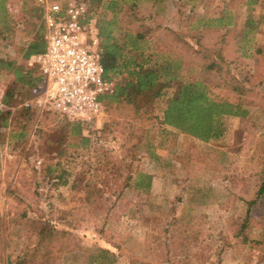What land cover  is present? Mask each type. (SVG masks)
I'll use <instances>...</instances> for the list:
<instances>
[{"label":"rangeland","instance_id":"rangeland-1","mask_svg":"<svg viewBox=\"0 0 264 264\" xmlns=\"http://www.w3.org/2000/svg\"><path fill=\"white\" fill-rule=\"evenodd\" d=\"M36 1L8 4L19 20L8 40L0 37V59L36 66L23 59L42 23L33 11ZM246 2L140 0L137 16L129 9L120 16L134 34L153 29L147 36L152 52L179 54L174 37L201 34L208 58L219 53L227 60L221 73H241L249 90L243 97L218 88L214 77L197 67L192 74L210 80L213 98L249 110L246 117H222L220 138L201 142L164 124L174 88L140 113L126 104L105 103L103 115L85 130L86 146L67 136L65 122L51 115L34 120L24 140L9 135L21 131L23 123L10 122V129L2 130L0 264H264V195L257 199L264 180V24L246 28ZM256 7L255 22L264 12ZM223 8L236 25L195 30ZM27 92L11 107L17 116L34 94ZM46 133L51 134L47 148L41 146ZM54 164H59L54 175L69 174L67 184L49 182L47 170ZM140 172L152 176L149 190L135 185ZM39 217L57 225L59 240L36 241L30 221Z\"/></svg>","mask_w":264,"mask_h":264},{"label":"trees","instance_id":"trees-1","mask_svg":"<svg viewBox=\"0 0 264 264\" xmlns=\"http://www.w3.org/2000/svg\"><path fill=\"white\" fill-rule=\"evenodd\" d=\"M85 1L95 10L94 13L97 17L105 78L115 84L114 93L105 96L104 103L108 105L126 104L133 107L136 113H140L141 109H153L156 101L174 88V93L163 111L164 124L175 127L201 142H209L223 135V128L220 123L222 117L249 116V110L244 108L242 103H234L225 98H213L210 91V80L192 76L194 69L197 67L196 70H200L199 73H203L204 76L214 77L218 88H230L232 93H236L240 97L249 92L248 88H245L246 82L240 72H238V76L231 74L229 71L225 74L221 73V64L227 63V60L219 53L217 58L215 57L213 60L208 58V54L205 53L207 45L203 43L201 34L185 38L174 37V44L180 45L179 51L182 53L172 55L157 51L152 52L147 36L153 29L138 31L137 34H134L128 29L125 30L124 24H122L123 20L120 18L127 9L134 11V16H137L140 0ZM246 1L244 4L248 10L245 25L248 30L252 31L259 24H264V12L256 14L258 17L257 22L253 20L256 6L264 9V0ZM10 2L11 0H0V37L4 39L9 38V35L13 33L16 21L19 20H15L14 15L8 9ZM36 2L37 4L35 3L34 6L37 7L33 8V11L39 13L37 19L41 20L42 23L39 30H37L38 33L36 32L35 38L29 42L25 49L24 60H29L32 55L43 52L46 47L43 10L38 0ZM227 13V8H223L219 17L207 18L203 23L200 22V26L195 30L213 29L217 31L236 25L233 22V17L227 15ZM27 20L22 19L25 23ZM217 59H220L221 62H217ZM229 63L228 68L230 69L232 62L229 61ZM214 69L217 71L213 72ZM38 70L37 66H25L15 59H0V85H4L6 88L2 99V108L0 109V135H6L2 130L10 129V122L14 123L15 126L23 123L21 131L12 132L10 130L9 135L12 139L24 140L27 135H30L34 120L39 118L37 114L23 109L17 116V112L13 113L11 107L15 99L20 97L24 90L27 94H29L27 91L30 93L37 91L43 81L41 74L34 75V72ZM183 72L187 74H183ZM9 77L11 80L5 84L4 81ZM47 116L50 115L44 117ZM62 120L65 122L63 123V130H65L67 136L78 141L79 146L89 145L90 139L84 133L90 123ZM42 131L38 130L36 134L39 136L44 134ZM50 135L46 133L45 141L41 143L42 147L46 146L47 148L51 144ZM27 144L28 140L24 145ZM57 167H59V164L50 165L47 172L50 175L49 182L53 186L59 187L67 184L64 177L69 174L63 171L58 175H54V168ZM59 179H62L63 182L55 181ZM135 185L139 190L143 188L149 190L152 187V176L138 173ZM24 186H28V184L25 183ZM51 190L50 188L49 192ZM262 195H264V180L259 188L257 199ZM257 199L248 202L249 207L252 208ZM22 217L27 219V212H24ZM30 224L33 226L32 232L36 241L40 245L45 242L50 244L54 240H59L61 231L49 219L33 218Z\"/></svg>","mask_w":264,"mask_h":264},{"label":"built area","instance_id":"built-area-1","mask_svg":"<svg viewBox=\"0 0 264 264\" xmlns=\"http://www.w3.org/2000/svg\"><path fill=\"white\" fill-rule=\"evenodd\" d=\"M38 2L46 47L30 62L43 81L23 107L40 118L96 122L105 111L104 97L115 91V84L105 78L97 17L85 0Z\"/></svg>","mask_w":264,"mask_h":264},{"label":"crops","instance_id":"crops-1","mask_svg":"<svg viewBox=\"0 0 264 264\" xmlns=\"http://www.w3.org/2000/svg\"><path fill=\"white\" fill-rule=\"evenodd\" d=\"M8 9L10 10V12L12 11V8L11 7H8ZM15 13V12H14ZM4 39V38H2ZM9 38L5 39V40H8ZM5 86L4 85H0V101L2 102V99H3V95L5 94ZM2 108V105H0V109ZM236 118V117H234Z\"/></svg>","mask_w":264,"mask_h":264}]
</instances>
